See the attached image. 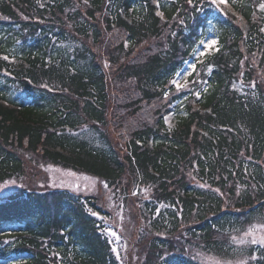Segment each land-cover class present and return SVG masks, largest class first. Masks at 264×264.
<instances>
[{
  "label": "trees",
  "instance_id": "obj_1",
  "mask_svg": "<svg viewBox=\"0 0 264 264\" xmlns=\"http://www.w3.org/2000/svg\"><path fill=\"white\" fill-rule=\"evenodd\" d=\"M194 2L202 10L186 0L159 9L154 0H0V57H9L0 58V184L44 162L110 189H148L143 264L228 255L231 236L264 216V0H229L236 15ZM209 35L218 51L177 91L171 80ZM88 209L111 216L69 188L12 193L0 200V259L121 264ZM245 253L264 264V248Z\"/></svg>",
  "mask_w": 264,
  "mask_h": 264
},
{
  "label": "rangeland",
  "instance_id": "obj_2",
  "mask_svg": "<svg viewBox=\"0 0 264 264\" xmlns=\"http://www.w3.org/2000/svg\"><path fill=\"white\" fill-rule=\"evenodd\" d=\"M226 10L232 12L229 7H227ZM212 39L217 41L216 49H218L219 41L215 36L209 35L204 40ZM200 49H203L202 45H200ZM216 49L206 52L205 55L200 58L201 61H205L206 58L216 53ZM104 55V62L108 67L109 63L106 61L107 54L104 52ZM187 62H195V57ZM186 70H188L187 63L179 72H184ZM189 78L190 76L188 79ZM166 126L168 131H172L176 128L177 117L174 113L166 117ZM112 132L114 137L117 136L114 130H112ZM28 165L30 169L26 171L24 176L18 179H9V181L0 184V186L6 185L4 191L0 192V200H4L12 193L21 189L55 190L69 188L82 195L98 197L99 204L111 215L108 217L106 226L112 227L121 237V244L127 245L126 251L123 248L120 250L122 264H143L145 253L141 250L139 237L144 221L141 210L142 203L152 196V193H150L148 189L134 186L129 187L127 191L124 189L104 188L103 183H101L104 182L103 180L86 173L44 162L35 165L29 163ZM57 169H59V171H56ZM85 177L89 179H85ZM93 180L96 181L94 186L92 184ZM12 181H15V183H11ZM76 185H79L78 189ZM118 212L122 213V221L117 215ZM10 227L16 229L15 225H10ZM242 234L243 232L236 235L237 238H240ZM7 241H9V239H7ZM227 245L230 249L228 255H212L198 252V258L205 264H238V261L248 257L245 251L247 252L249 247L254 246L236 245L232 242L231 238L228 240ZM10 254L8 259H0V264H20L27 256L21 254L17 255L14 252Z\"/></svg>",
  "mask_w": 264,
  "mask_h": 264
},
{
  "label": "snow or ice",
  "instance_id": "obj_3",
  "mask_svg": "<svg viewBox=\"0 0 264 264\" xmlns=\"http://www.w3.org/2000/svg\"><path fill=\"white\" fill-rule=\"evenodd\" d=\"M154 2L156 3L157 9H159L160 8L159 0H154ZM186 2L190 6V8L202 10V9L197 8V3L194 2V0H186ZM233 2H235V0H233ZM228 3H229V0H210L209 7L214 5L216 9H219L221 12H223L221 5H224L225 7H227ZM258 7H259V10L261 12H264V2L260 3ZM232 14L236 15L235 12H233ZM156 15L159 16L162 20L164 19L163 12L157 10ZM238 19H242V18L238 17ZM180 22L184 23L183 20H181ZM261 31H264V29H261ZM216 44H217V41L215 39H212V40H203L202 39L199 41V45L193 49V55L195 57V62H186L188 65V70H186L184 72H177L175 74L176 78L171 80V84L175 86L177 91H181V90L187 88L190 83L194 84L196 82L195 80L189 81L188 77L192 76L193 73H196V75L199 76V73L196 72V67H197L198 63L202 62L200 58L203 57L205 55V53L208 52L209 50L216 49ZM200 45L203 46L202 50L199 47ZM216 50L218 51V49H216ZM0 58H2L4 60L9 59L8 56H4V57H0ZM105 66L107 67V64ZM45 87H46V85H45ZM167 95L168 94L165 93V96H167ZM194 95L197 98H199L201 93L200 92H194ZM56 171H59V169H57ZM70 175H71V173H70ZM85 179H89V178L85 177ZM11 183L14 184L15 181H12ZM95 183H96V181L93 180L92 181L93 186L95 185ZM101 183H103L104 188H108V184L106 182H101ZM5 187H6V185L0 186V192H3ZM76 188L78 189L79 185H76ZM216 191H219V190L217 189ZM161 207H163V205H161ZM88 211L92 216H95L99 220L104 221L105 225L107 224V220H108L107 217L100 216L98 212H95L92 209H88ZM117 215L120 217V219L122 221L123 220L122 213L118 212ZM98 227H102V226L98 225ZM233 231H240V229H233ZM102 232L106 233L108 237L113 238V239H109V241H108V243L111 245L110 250L112 253L115 254L116 259L118 261H121V264H122V258L120 255V250H121V248H123L126 251L127 245L121 244V237L118 235V233L116 231L113 230L112 227L103 226ZM231 240L236 245H244V246L258 245L261 248H264V216L258 217L257 221L255 223L250 224L247 227V229L243 231V234L240 238H237V236L233 235V236H231ZM5 243H8V242L5 241ZM256 259H257V257L255 255H249L247 258L241 259L240 261H238V264H249V260H256Z\"/></svg>",
  "mask_w": 264,
  "mask_h": 264
}]
</instances>
